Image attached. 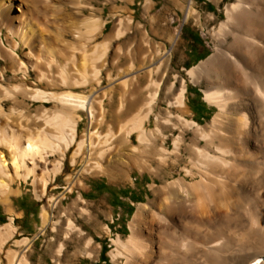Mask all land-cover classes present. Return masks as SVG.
<instances>
[{
  "label": "bare ground",
  "instance_id": "6f19581e",
  "mask_svg": "<svg viewBox=\"0 0 264 264\" xmlns=\"http://www.w3.org/2000/svg\"><path fill=\"white\" fill-rule=\"evenodd\" d=\"M135 1L0 0V27L10 39L9 47L0 33V264H46L33 262L37 238L17 222L14 200L26 184L44 201L42 232L53 226L49 250L63 264L68 245L61 234L87 232L69 211L55 221V209L79 189L72 209L93 217L80 205L88 201V177L119 181L135 168L151 173L153 195L137 204L128 236L114 239L115 264H264V0L228 4L211 31L214 48L188 71L215 107L205 123L193 119L189 82L167 71L183 29L170 49L154 42L136 20ZM40 5L58 9L61 37L54 21L38 15ZM155 6L146 0L145 14ZM184 12V23H203L197 0H187ZM186 152L181 176L163 173ZM68 163L82 169L67 174ZM63 175L64 192L48 198ZM94 246L88 237L87 256L95 260ZM76 256L67 264H77Z\"/></svg>",
  "mask_w": 264,
  "mask_h": 264
},
{
  "label": "rangeland",
  "instance_id": "374dc122",
  "mask_svg": "<svg viewBox=\"0 0 264 264\" xmlns=\"http://www.w3.org/2000/svg\"><path fill=\"white\" fill-rule=\"evenodd\" d=\"M92 1L97 5L104 4V0ZM154 1L156 6L150 16L145 14L146 0L135 1L131 7L135 12L136 20L146 24L152 40L165 46L167 49H170L171 38L177 32H180L181 34L183 29L182 44L178 50L174 64H170L167 71L169 74L171 73L172 77L174 74L180 72L179 74L183 75L181 77H184L189 82L192 92L199 91L200 89L199 97H204V92L202 91L203 88L195 85L191 81L188 71L191 68L196 67L201 61L208 58L209 49L214 48L211 31L214 26L219 25L224 20L226 16L225 8L233 0H221L220 6L217 3L218 0H197L201 12L203 11L204 21L201 25H198L194 19L191 20L189 24L184 23V6L186 5L187 0ZM120 6L125 8L126 4H121ZM114 9L115 5L112 3L107 5L106 16L111 17L112 15L110 16V13L114 12ZM212 14L218 15L217 20H212V22L209 23L207 18ZM38 15L45 18L47 24L54 21L53 24L55 25L57 22L55 21L56 18L54 14L48 9H45L44 6L40 5L38 7ZM110 21V26H112L114 20L110 18ZM0 33H2L6 45L10 47V39L7 38V35L9 36L7 28L0 27ZM10 35L11 39H18V37L14 36V33L10 32ZM141 36L142 35L136 36V39L140 40ZM55 37L58 38L61 37V35L55 32ZM62 38L69 40L70 37L63 36ZM19 53L22 54L21 49L19 50ZM184 54L187 56L186 58H184ZM1 66L10 69V63L5 59H1ZM196 99V97L192 99L190 96L189 104L191 105L192 112L196 108ZM167 104L166 100H163V102L160 103L162 108L167 107ZM160 105L158 109L160 108ZM211 119L212 118H209L200 122L205 123ZM87 126L88 118L85 116V119L81 122V130L84 131ZM167 132L171 135V129H168ZM191 136L192 134L190 133L189 137ZM170 142L171 147H173V140ZM189 160V152H186L181 164H171L162 171L163 173L174 172L176 176H181V173H184L182 165H187ZM157 164L158 163H155V166ZM81 169L82 164L79 165L77 170H74L68 163L66 173L69 174L75 172L77 174ZM88 178L89 179L86 180L88 183V189L87 191H83L88 201L87 204L80 203V205L87 207L89 212L93 214V217L86 214V212H83L81 209H72L74 201L78 198L79 189H75L73 194L67 195L63 204L54 211L55 221L59 219L58 215L60 213L63 214L66 211H69L73 220H75L76 223L83 227L87 232L85 238L77 235V232L61 234L62 239L65 241L67 240L68 245L66 257L62 258L61 262L67 264L66 260L76 254L77 264H115L111 255V251L115 248L114 239L117 238L118 234H126L125 237L128 236L129 222L137 210V204L146 202L150 199V196L148 195H153L150 183H154L155 180L148 170L143 172L140 168L133 169L128 174L127 178L122 176L119 181H112L108 176ZM58 183L62 185L61 188L51 190L48 198L54 194L59 195L64 192L65 175L58 179ZM43 205L44 201L36 198L33 192L32 183L26 184L24 186V194L20 197H16L14 200L16 212L21 215L17 222L21 227L22 232L33 239L37 238L35 253L32 258L33 262L37 263L43 261L46 264H58V262L52 258L54 252L49 250L51 247L50 242L53 236L57 235V233L53 230V226H51L47 232H42L41 213L43 211ZM1 213L4 217L3 221L7 222L9 214L4 207L1 208ZM106 226L111 228L110 231L108 230L109 232L105 230ZM71 236L72 238H70ZM91 236L95 237L94 251L100 255V257L95 260L87 256L86 244L88 237ZM106 247H108L107 256L104 255Z\"/></svg>",
  "mask_w": 264,
  "mask_h": 264
},
{
  "label": "crops",
  "instance_id": "0c3cea01",
  "mask_svg": "<svg viewBox=\"0 0 264 264\" xmlns=\"http://www.w3.org/2000/svg\"><path fill=\"white\" fill-rule=\"evenodd\" d=\"M194 88H192V89H194ZM190 91L188 93V98H190V96L192 99L194 97L197 98L196 99V101H197L196 108H195V110H193V113L196 117H194L193 119H195L197 121H204V120H207L209 118H213L214 112H215L213 109L214 106H211L210 103H208L204 97H201V98L199 97L200 96V92H199L200 89H199V91H195V92H192V90H190ZM203 98H204V100H203Z\"/></svg>",
  "mask_w": 264,
  "mask_h": 264
}]
</instances>
